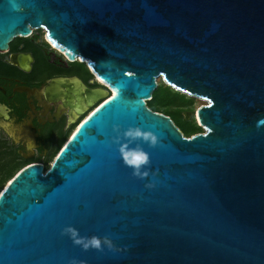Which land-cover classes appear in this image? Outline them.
<instances>
[{
	"label": "water",
	"instance_id": "water-1",
	"mask_svg": "<svg viewBox=\"0 0 264 264\" xmlns=\"http://www.w3.org/2000/svg\"><path fill=\"white\" fill-rule=\"evenodd\" d=\"M33 29L111 93L90 90L105 100L49 169L0 192V264H264V0H0V52ZM157 79L208 101L203 133L147 107ZM114 126L121 143L130 127L158 136L140 142L147 178L123 164ZM69 226L119 251H84Z\"/></svg>",
	"mask_w": 264,
	"mask_h": 264
},
{
	"label": "flooded vegetation",
	"instance_id": "flooded-vegetation-1",
	"mask_svg": "<svg viewBox=\"0 0 264 264\" xmlns=\"http://www.w3.org/2000/svg\"><path fill=\"white\" fill-rule=\"evenodd\" d=\"M44 34V29H33L30 35L15 38L8 50L0 53V150L16 169L10 179L31 164H41L45 173L49 169L45 164L53 152L55 157L79 123L105 100L103 96L93 100L90 90L102 88L111 93L86 62L68 60ZM53 78L68 81L51 97L46 87ZM73 78L80 82H69ZM185 96L183 104L173 109L180 113L181 119L191 121L192 101ZM193 99L203 105L208 103L201 98ZM168 117L183 137H187L172 117ZM199 128L198 133H203V127Z\"/></svg>",
	"mask_w": 264,
	"mask_h": 264
},
{
	"label": "clouds",
	"instance_id": "clouds-1",
	"mask_svg": "<svg viewBox=\"0 0 264 264\" xmlns=\"http://www.w3.org/2000/svg\"><path fill=\"white\" fill-rule=\"evenodd\" d=\"M117 95L118 93L113 91V98ZM113 130L117 133L113 139V143L119 145L118 151L123 164L132 169V174L135 178L141 180L147 178L149 176V172L143 171V169L150 165V156L141 147L140 142L154 148L159 144L158 136L152 131H143L140 127H130L122 133L123 139L127 142L121 143L120 128L118 126H114ZM133 143L136 144L134 148L130 147ZM145 187L151 189L154 185L150 183L145 185ZM62 235L68 236L75 246L81 247L84 251L94 249L98 252H103L105 247L112 252L119 251L109 238L104 237L101 239L97 236L82 237L80 236L78 230L71 226L66 227L63 230ZM71 264H78V262L73 260ZM79 264H83V262H79Z\"/></svg>",
	"mask_w": 264,
	"mask_h": 264
},
{
	"label": "trees",
	"instance_id": "trees-1",
	"mask_svg": "<svg viewBox=\"0 0 264 264\" xmlns=\"http://www.w3.org/2000/svg\"><path fill=\"white\" fill-rule=\"evenodd\" d=\"M169 90L171 91H160L159 87H157L156 91L154 92L155 95H152L151 101L146 103L147 107L153 112H161L166 116H171L174 118L179 117L181 119L180 113L175 111L173 108L183 104V98L185 95L176 92L173 89ZM159 92H161V94ZM171 109H173L175 113L171 112ZM184 122L185 124L180 127L184 136L190 137L199 132L200 128L196 125L193 119H191V121L184 120ZM5 156H7L6 153L0 150V188L16 172V169L9 165L8 160L5 159Z\"/></svg>",
	"mask_w": 264,
	"mask_h": 264
},
{
	"label": "rangeland",
	"instance_id": "rangeland-1",
	"mask_svg": "<svg viewBox=\"0 0 264 264\" xmlns=\"http://www.w3.org/2000/svg\"><path fill=\"white\" fill-rule=\"evenodd\" d=\"M157 84H158V87H159V89H160V91H164V90H166V88H167V85L164 83V81L162 80V79H157ZM172 89V88H171ZM57 90H59V89H57ZM174 90V89H173ZM171 91V90H170ZM174 91H176V90H174ZM160 94H161V92H159ZM159 93H158V95H159ZM154 94V93H153ZM155 95V94H154ZM156 97V96H155ZM185 98L187 99V100H190V101H192L191 103H192V112H193V120H194V122L196 123V125L197 126H200V124H199V122L197 121V119L195 118V114H196V111H197V109L200 107V106H202L203 105V103L202 102H200V101H198L197 99H193L191 96H185ZM98 107V106H97ZM96 107V108H97ZM95 108V109H96ZM95 109H93V110H95ZM93 110L90 112V113H92L93 112ZM171 112H173V113H175V111L173 110V109H171L170 110ZM89 113V114H90ZM88 114V115H89ZM190 114H191V112H190ZM87 115V116H88ZM87 116L85 117V118H87ZM190 116V115H189ZM85 118L83 119V120H85ZM172 119L174 120V123L177 125V126H179V127H182L184 124H185V122H184V120H182V119H180L179 117H177V118H174V117H172ZM176 119V120H175ZM83 120L79 123V125L83 122ZM78 125V126H79ZM77 126V127H78ZM76 127V128H77ZM66 144V143H65ZM61 150V149H60ZM55 154V152H53V155ZM53 155L51 156V158H49V160L46 162V164H45V166L47 167V168H49L50 167V165H51V163H52V161L55 159V157H53ZM7 183H4L2 186H1V188H3V186L4 185H6ZM1 188H0V190H1Z\"/></svg>",
	"mask_w": 264,
	"mask_h": 264
},
{
	"label": "bare ground",
	"instance_id": "bare-ground-1",
	"mask_svg": "<svg viewBox=\"0 0 264 264\" xmlns=\"http://www.w3.org/2000/svg\"><path fill=\"white\" fill-rule=\"evenodd\" d=\"M0 53H4V52H0ZM64 54V53H63ZM77 60H79V61H81V62H86V61H83V60H81V59H77ZM87 63V62H86ZM103 84V83H102ZM103 85H105V84H103ZM105 86H107V85H105ZM172 89H174V88H172ZM174 90H176V91H178L177 89H174ZM180 92V91H179ZM5 186V185H4ZM4 189V187L2 188V190Z\"/></svg>",
	"mask_w": 264,
	"mask_h": 264
},
{
	"label": "snow or ice",
	"instance_id": "snow-or-ice-1",
	"mask_svg": "<svg viewBox=\"0 0 264 264\" xmlns=\"http://www.w3.org/2000/svg\"><path fill=\"white\" fill-rule=\"evenodd\" d=\"M101 107H103V105H102ZM97 111H99V109H97ZM78 131H79V130H78ZM0 195H2V194H0Z\"/></svg>",
	"mask_w": 264,
	"mask_h": 264
}]
</instances>
